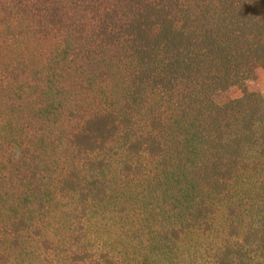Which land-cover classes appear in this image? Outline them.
Masks as SVG:
<instances>
[{"label": "trees", "instance_id": "obj_1", "mask_svg": "<svg viewBox=\"0 0 264 264\" xmlns=\"http://www.w3.org/2000/svg\"><path fill=\"white\" fill-rule=\"evenodd\" d=\"M263 64L264 0H0V264H264Z\"/></svg>", "mask_w": 264, "mask_h": 264}, {"label": "rangeland", "instance_id": "obj_2", "mask_svg": "<svg viewBox=\"0 0 264 264\" xmlns=\"http://www.w3.org/2000/svg\"><path fill=\"white\" fill-rule=\"evenodd\" d=\"M250 91H259L264 97V64L259 66L253 78L245 85ZM243 94V87H235L227 92L220 93L216 96L218 102H224L229 99L240 97Z\"/></svg>", "mask_w": 264, "mask_h": 264}]
</instances>
